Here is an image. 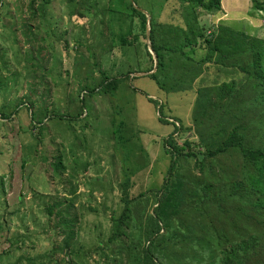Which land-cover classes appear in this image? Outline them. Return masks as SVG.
I'll return each mask as SVG.
<instances>
[{
    "label": "rangeland",
    "instance_id": "374dc122",
    "mask_svg": "<svg viewBox=\"0 0 264 264\" xmlns=\"http://www.w3.org/2000/svg\"><path fill=\"white\" fill-rule=\"evenodd\" d=\"M42 2L44 18L32 16L31 6ZM129 5L145 13L144 29ZM219 5L212 14L196 9L205 31L223 25L264 39V4L262 10L253 0H221ZM183 10L178 0H0V264H30L29 259L33 264H133L134 254L120 252L122 241L108 242L111 220L125 205L123 192H129L128 231L134 235L123 240L131 247L132 240L142 245L163 194L154 192L170 164L167 139L173 136L179 146L199 139L193 127L198 79L190 91L164 97L149 78L156 67L146 31L152 20L182 25ZM208 67L203 86L242 80L229 69L226 74ZM103 78L124 80L101 92L103 86L97 85ZM32 115L45 117L37 125ZM235 123L225 114L210 141L193 146L197 160L179 158V176L172 182L176 190L179 185L188 190L189 206L175 211L170 205L159 223L169 227L159 231L167 246L160 252L163 264H220L231 242L253 253L242 264L264 259V235L247 216L250 205L238 199L240 204L228 206L236 219L225 223L203 218L201 213L212 211L198 206L212 184L211 169L219 164L210 157L201 166L202 152L220 146ZM174 124L183 126L182 132H175ZM58 156L64 166L60 172L54 168ZM59 211L71 220L75 257L50 256L61 247L66 230L58 226ZM249 232L256 234L252 241Z\"/></svg>",
    "mask_w": 264,
    "mask_h": 264
},
{
    "label": "trees",
    "instance_id": "16d2710c",
    "mask_svg": "<svg viewBox=\"0 0 264 264\" xmlns=\"http://www.w3.org/2000/svg\"><path fill=\"white\" fill-rule=\"evenodd\" d=\"M178 1L184 7L182 25L158 24L154 20L151 21L149 41L151 49L157 57V65L149 78L153 79L152 81L164 97L170 94L188 92L193 88L190 86L194 80H199L197 83L200 86L196 91L193 111L194 134H198L199 139L196 140L198 142L184 141L186 146L177 145L173 136L167 139L166 145L171 158L170 164L163 185L154 192L156 194L163 192V194L158 199L157 208L154 209L155 215H151L152 221L149 220L148 229H143L145 242L142 245L134 243L132 240L133 247H131L123 240L131 236L134 237L132 231H128L132 211L128 198L129 192L127 189L123 192L125 205L121 213L111 220V235L108 242L122 241L120 252L129 257L134 254L132 255L133 264L135 262L139 264H163V253L160 252H163L167 246H164V236L160 235L159 231L162 227L165 229L169 227L165 225L161 227L159 223L165 222L164 216L168 213L170 205L174 207L175 211H183L189 206L185 200L188 190L182 189L181 185L176 190V186L172 182L179 176L176 170L178 160L179 158L191 157L197 160L193 146H202L203 143L207 142L206 140L210 141L214 129L225 114L231 115L236 123L221 141L220 146L205 153L202 152L203 157L198 161L201 166L210 157H217L219 164L211 169L209 179L212 184L208 185L203 200L198 202V206L204 211H212L210 215L201 213L203 218L209 217L208 220L211 223H225L236 219V216L228 213V206L238 205L240 204L239 201H245L243 203L251 206L247 211V216L251 222L256 224L257 233L264 235V211L261 210L264 209V39L223 25L217 26L210 32L205 31L198 23L196 9L201 8L212 14L213 10L219 8L221 0ZM253 1L256 9H263L264 1ZM158 3L160 4L157 12H160L162 3L159 1ZM44 5L45 2L35 3L29 12L32 16L38 15L40 19H43L46 11ZM129 8L135 17L141 20L142 25H144L142 29H144L146 23L144 14L131 5ZM152 15L154 16V13ZM20 31L24 35L22 29ZM43 31L44 36L49 33L47 29ZM198 53H201V56L198 57ZM146 55L151 57L147 50ZM209 65H214L216 72L227 74V69H229L230 74H240L242 80L215 81L210 85L203 86V75L209 69ZM123 80L122 78H114L111 82H106L103 78L97 86L102 85L103 87H100L101 92H106L116 89ZM39 83L46 86L42 79ZM147 101L150 104L157 103V100L151 98H147ZM81 104L83 113L84 100H81ZM16 109L13 113H16ZM46 113L45 116L49 115L48 112ZM250 114L253 118L248 120L247 116ZM80 115L81 112L76 118ZM44 117L36 120L32 115V120L35 119L39 125ZM61 118L64 119L63 116ZM181 127L183 126L175 125V132L181 131ZM228 155L231 157L230 162L227 161ZM54 168L56 172L64 170L60 156L56 158ZM183 201H185V205H183ZM218 201L221 203L220 206H218ZM59 212L58 226L66 230H62L61 247L53 249L50 256L53 253L65 252L66 255L70 254L75 257L76 255L71 249L73 244L71 242L75 236L74 232L69 230L71 220L66 219L67 212ZM189 213L185 215L188 216ZM255 236L256 234L252 232L247 234L249 241L254 240ZM252 254L251 252H243L242 245L237 246L231 242L230 247L222 252L220 264H242L243 258H249ZM102 255L105 258V254ZM28 261L33 264L31 259ZM261 264H264V259H262Z\"/></svg>",
    "mask_w": 264,
    "mask_h": 264
},
{
    "label": "water",
    "instance_id": "95a60500",
    "mask_svg": "<svg viewBox=\"0 0 264 264\" xmlns=\"http://www.w3.org/2000/svg\"><path fill=\"white\" fill-rule=\"evenodd\" d=\"M141 11V10H140ZM145 14V13H144ZM148 22H149V17H148ZM149 32H150V29L148 28L147 31H146V35L149 37ZM149 50H150V53L153 54V57H154V67H156V64H157V57L156 55L154 54L153 50L151 49V45H149Z\"/></svg>",
    "mask_w": 264,
    "mask_h": 264
}]
</instances>
